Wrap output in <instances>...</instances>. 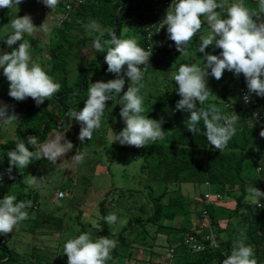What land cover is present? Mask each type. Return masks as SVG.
Wrapping results in <instances>:
<instances>
[{
  "label": "rangeland",
  "instance_id": "1",
  "mask_svg": "<svg viewBox=\"0 0 264 264\" xmlns=\"http://www.w3.org/2000/svg\"><path fill=\"white\" fill-rule=\"evenodd\" d=\"M217 2L224 4L223 8L217 9L221 18H227V7L237 0H217ZM242 2L250 11H258L257 0H242ZM55 8H48L42 0H22L18 7L0 8V24L2 23L0 54L4 52V39L12 33L10 20L29 15L34 26L37 27L32 35L24 34L25 39L33 46V50L30 52L32 59L39 63L57 83H59L61 67L65 62L70 71V79L75 82L79 77V71L88 64L94 50L92 39L104 32V28L101 25H96L95 28L87 27L84 29L82 25H75L71 21L56 28L59 16L55 13ZM201 19L203 23L200 31L183 52L177 51V58L173 52L163 50L165 46L161 47L160 51L156 50L150 69L145 73L143 84L140 85L142 94L148 96L149 94L161 93L166 86H173V76L178 72L181 64L203 66L206 63L203 59L204 53H200L198 47L200 35L206 34L209 27L204 17ZM43 23L47 31L39 28ZM55 29L59 31L55 33ZM164 39H168L167 32ZM55 44L61 46L57 60L50 57V53L55 50ZM166 44L171 47L170 41H166ZM221 51L214 45L205 49L206 53L212 55H219ZM2 70L0 69V74ZM207 71L210 73L211 70L208 69ZM97 81L107 82L109 80L104 76L96 75L92 78L91 83ZM206 84L212 93L208 99L222 101L227 90L228 100L231 103L236 106L243 105L239 82L237 77L232 78V72L225 70L220 80L208 75ZM8 92L9 82L0 80V105H7L9 112L18 117L11 125L0 124V144L15 138V128L20 117L25 113L21 106L26 107L32 104L29 98L24 101H16L8 95ZM120 95H123V92ZM141 96L143 97V95ZM83 99L85 103L87 96ZM84 103L78 111L82 110ZM20 107L21 109L18 111L17 108ZM120 109L119 97L107 101L101 119V127L93 131L91 141H84V143L78 139L80 124L72 117V123L66 131L55 130L49 137L50 139L59 132L64 134L65 138L73 144V148L64 157L58 159L56 164H51L46 158H42L33 160L25 169L16 168L17 172L24 177L23 189L21 192H17L16 185L11 193L17 197L15 202L18 203L20 200L31 201V207L25 209L28 212V219L21 221L12 233L2 237L8 238L11 234V246L17 248L22 255L38 256L45 260L50 258L54 264H67V256L63 253L64 244L68 239L78 235L81 229L77 223L78 220L83 224L90 225L87 228L88 234L98 232L100 228L98 223L100 204L104 199L108 198L110 202L116 205V209L110 212L118 217L117 223L111 225L115 235L113 239L116 241L119 233L127 225L131 212L136 215L141 214V209L151 204V196H160L168 187L169 194L163 201L168 206L164 212L176 210L175 220L164 221L155 226L154 231H157L159 235L156 243L150 236L146 241L148 246L144 245L138 250L137 247H133L132 250L137 253L135 255L139 258L137 262L132 263L128 259H123L116 261L115 264H147L150 260L143 259L144 254H146L147 259L150 256L155 264L187 263L186 257L188 255L183 253L181 245L176 248L175 259L172 261L168 259L169 247L175 239L182 236L183 227L187 230L193 228L198 219V213L203 207V196L209 193L216 194V186L208 187L197 184L179 186L149 179L147 173L142 170V166L145 163L150 145L145 148H136L121 145L115 141V134H118L125 127L120 117ZM175 109V104H167L162 112L159 109L160 116L155 120L161 121L163 127L165 113L167 110H172L173 112L170 114H173ZM154 111L157 109L145 107V112ZM77 152L84 153L85 156L84 161L80 164L72 159ZM258 166L264 168V154L260 156L259 164L251 162L246 164L245 176L248 174L254 176L258 171ZM32 177L36 178V183L29 186L27 181ZM60 192L69 194L68 199H59ZM236 195L239 196L240 193L237 191L232 197H225L222 203H216L213 206V210L219 218L221 229V235L217 233L216 237L224 245L229 239L238 237L240 233H247L248 223L244 220V214L251 221L264 217V207H257L255 204L246 201L242 206L241 216H235ZM260 204L264 205L263 197L260 198ZM109 208L112 209L110 205ZM147 208L149 215H153L152 206ZM81 212L82 216L80 215ZM120 220H126V223L121 225ZM154 231L150 232L151 235ZM246 235L243 234V237L240 238H243L244 242L247 239ZM153 243L155 246L152 245ZM123 253L127 255L129 251L124 249Z\"/></svg>",
  "mask_w": 264,
  "mask_h": 264
},
{
  "label": "trees",
  "instance_id": "2",
  "mask_svg": "<svg viewBox=\"0 0 264 264\" xmlns=\"http://www.w3.org/2000/svg\"><path fill=\"white\" fill-rule=\"evenodd\" d=\"M176 2L178 0H61L54 9L59 16L56 28L69 21L75 25H82L84 29L91 27L93 24L95 26L101 25L104 28V32L99 34L101 43L110 39L108 31L110 30L120 39L132 38L136 40L137 38L138 45L147 51L149 29L155 31L166 17L169 8L174 7ZM257 3L259 4V0H257ZM1 30L2 23L0 24V32ZM58 31V29H55V33ZM166 32L167 27L163 34L158 35L155 32L153 35V55L155 56L156 50L160 51L161 47L165 46L163 50L173 52L177 58L178 50L175 43L170 39H164ZM5 40L6 38L3 41V53H10L13 49L18 48L19 43L22 42L18 41L9 48ZM92 40L95 41L96 38ZM166 41H170L171 47L167 46ZM60 48V44H55L54 52L50 53L53 60L58 59ZM32 50L33 46L29 52ZM106 50L107 46L102 52H97L94 48L88 64L79 71V77L75 82L71 81L70 71L64 62L59 75L60 91L39 106L32 98H29L31 105L21 106L22 109L24 108L25 113L20 117L15 128V138L0 144V174L3 175V180L0 181V199H3L7 194L12 195L11 191L16 185L17 192H21L23 189L24 177L17 172L16 167H13L11 172V177L14 178H9L6 171L9 167L7 152L14 150L19 142H25L30 151H36L41 144L48 141L55 130L66 131L72 123V117L69 113L78 111L82 107L83 98L87 96L92 78L96 75L104 76L108 80L117 78L116 74L107 72V64L104 61ZM175 61L177 60L175 59ZM140 67L143 73L140 82V85H142L145 76L143 72L144 65ZM126 69L127 66L125 65L121 73V76L125 79L122 92L127 90L128 85H131V82L124 75ZM234 76L238 79L241 95L240 77L232 72V78ZM0 80H7L3 75V70L0 74ZM172 85L170 87L166 86L161 93L149 94L148 96L142 94V87L140 86L139 94L143 95L144 98L143 107L149 106L157 109V111L150 113L144 112L143 115L155 120L160 116L159 109L162 112L169 103L176 106L181 97L178 95V85L174 81ZM249 95L250 104L247 105L242 99V106H236L228 100L227 90L222 101L208 99L203 105H199V102H197L198 109H207L209 105L215 104L220 109L221 114L236 117L234 124L237 129L236 134L222 152L211 146L207 142L206 136L202 134L194 135L189 132L185 126V121L189 118L190 113L176 109L173 114H170L173 112L172 110H167L164 115L165 123L162 130L165 131V139L150 144L145 163L142 166V170L147 173L149 179L179 186L183 184L216 186L217 193L212 194V200L209 204H205L207 194L203 196V207L198 213V219L195 221L193 228L202 220L204 209H207L208 217L213 223L215 235L217 233L221 235L219 218L213 210V206L216 203H222L225 197H232L238 191L240 195L235 196L236 209L234 212L235 216L238 217L241 216L240 212L245 202L248 187L253 186L264 192V168L258 166V171L254 176L249 174L245 176L246 164L248 162L254 164V158L257 159L255 164H259L260 156L264 154V138L260 136V132L264 130V97L257 96L254 93H249ZM21 107L17 110L19 111ZM198 126L203 128V122L201 121ZM29 137L37 138L35 146L27 144ZM168 194L169 189L167 187L160 196H151V204L144 206L141 209V214L136 215L131 212L127 225L117 237L116 247L110 253L111 259L106 264H115L116 261H122L123 259H128L132 263L137 262L139 258L135 255L137 253L132 250L133 247H137V250L138 248L141 249L146 245V241L150 236L153 237V242L156 243L155 241H157L159 235L157 231H154L155 226L164 221L175 220L177 216L176 210L164 212L168 204H164L163 201ZM109 205L112 209L109 208ZM149 206L153 208V215H149L147 208ZM114 209H116V205L110 202L108 198L101 202L100 217L98 219L100 228L98 232L90 234L93 240L102 236H108L110 239L114 238L112 226L108 225L103 219ZM81 216L79 217L82 218ZM243 216L248 223L247 233H243L247 234L244 243L253 247L257 264H264V217L251 221L247 218V215L244 214ZM77 223L81 226V229L76 237L82 233H87V228L90 225L83 224L80 220ZM183 228L182 236L175 239L169 247L168 259L171 261L175 259L171 258V250L175 251L176 257V248L181 245L183 253L188 255L186 264H222L223 259L230 255L235 242L241 238V233H238V237L229 239L224 245L223 242L218 241L219 238L217 237L218 248L213 247L203 252L194 253L185 245L184 241L186 234L193 228L191 230ZM151 231H154L152 235ZM76 237L73 236V238ZM11 242V234L8 238L0 236V264H54L50 258L45 260L38 256L22 255L17 248L11 246ZM154 243L153 246H155ZM124 249L128 250L129 254L124 255ZM148 258L144 254L143 259L150 260L147 264H155L150 256Z\"/></svg>",
  "mask_w": 264,
  "mask_h": 264
},
{
  "label": "clouds",
  "instance_id": "3",
  "mask_svg": "<svg viewBox=\"0 0 264 264\" xmlns=\"http://www.w3.org/2000/svg\"><path fill=\"white\" fill-rule=\"evenodd\" d=\"M21 2L22 0H0V8L18 7ZM42 2L52 9L58 5L59 0ZM223 7L224 4L218 3L217 0H178L174 7L169 8L166 17L160 23L161 28L167 26L168 39L173 41L177 50L181 52L200 31L203 23L201 17H204L208 24L209 31L200 35L198 47V51L204 53L203 59L206 63L203 66L181 64L173 76L174 82L178 85V95L181 97L175 108L190 113L185 121L189 132L206 136L207 142L221 152L236 134L237 129L234 127L236 117L221 114L215 104L209 105L207 109L197 108V102L203 105L212 94L207 87L206 77L211 75L220 80L225 70L237 76L243 74L248 92L264 97V19H261L264 17V0H259L258 11H250L242 0H237L227 7V18H221L220 12L217 11ZM9 24L12 33L6 37L7 46L11 48L18 41L22 42L10 53L0 54V69H3V75L9 82L8 95L16 101L32 98L39 106L58 93L61 85L54 82L30 56L29 50L32 45L24 39V34L32 35L37 29L32 18L29 15L16 17L10 20ZM91 27L95 28V25ZM39 28L47 31L44 23ZM108 31L110 39L101 43L98 36L93 47L97 52H102L107 46L104 56L107 72L116 74L117 78L107 82L91 83L82 110L69 113L80 124L78 139L81 143L93 139V131L101 127L106 102L119 97L120 117L125 127L115 134V141L136 148H145L158 140L163 141L165 131L162 130V122L143 115L144 98L139 94V85L143 78L140 66L144 65L143 72L147 73L154 58L152 50H144L135 39H120ZM213 45L222 50L219 55L205 52L206 48ZM125 65L127 69L124 75L131 85H128L127 90L120 95L125 86V79L121 76ZM208 69L211 70L210 73ZM248 99L249 96L245 95V102ZM17 119L16 114L9 112L7 105H0V124L11 125ZM201 121L203 128L198 126ZM260 136L264 138V130L260 132ZM27 144L35 146L37 138L29 137ZM72 148L73 144L59 132L41 144L36 151H30L25 142H19L14 150L7 152L9 167L6 171L9 178H14L11 177L13 167L25 169L33 160L46 158L49 163L56 164L57 160L64 157ZM84 158V153L80 152L72 157L77 164L82 163ZM2 180L3 175L0 174V181ZM35 183V177L27 181L29 186ZM246 191V202L264 207L260 204L264 192L253 186L248 187ZM65 195V198H60V194L58 197L59 199L69 197V194ZM16 200L15 195L8 194L0 199V236L12 233L21 221L28 219V212L25 209L31 207V201L20 200L17 203ZM103 219L108 225H115L118 221L114 213ZM119 223L123 225L126 220H120ZM241 236L243 237V233ZM116 243L108 236L93 240L90 234L82 233L67 240L63 246V253L67 256V264H106L111 259L110 253L116 247ZM222 264H257L253 247L246 245L243 238L236 241L230 255L223 259Z\"/></svg>",
  "mask_w": 264,
  "mask_h": 264
},
{
  "label": "built area",
  "instance_id": "4",
  "mask_svg": "<svg viewBox=\"0 0 264 264\" xmlns=\"http://www.w3.org/2000/svg\"><path fill=\"white\" fill-rule=\"evenodd\" d=\"M166 27L167 26L165 25L164 27L161 28V24H160L157 27V29H155V31L153 29H149L147 50L151 49L152 55H153V44H152L153 35L155 34V32L158 35L163 34L164 31L166 30ZM152 55H151L149 61L151 60ZM147 67H148V65L146 64L145 69H147ZM239 77H240L241 95H242L243 101L245 102L244 96L248 95L249 99L245 103L247 105H249L250 104V95L247 92V83H246L245 77L243 76V74H240ZM92 136H93V133H92ZM91 139H92V137H91ZM85 140H87V138ZM254 162L257 163L256 158H254ZM59 197L65 198L66 195L64 193H60ZM219 198H221V197L219 196ZM211 200H212V194H207L205 196V204H209ZM184 241H185V245L194 253L203 252V251H206L207 249L213 248V247L218 248L217 237L214 233L212 220L208 217L207 209H204L202 220L199 223H197L196 226L190 232H188L186 234ZM208 242H209V244H207ZM171 258L172 259L175 258V251L174 250H171Z\"/></svg>",
  "mask_w": 264,
  "mask_h": 264
}]
</instances>
